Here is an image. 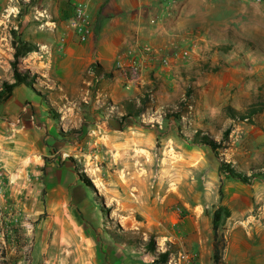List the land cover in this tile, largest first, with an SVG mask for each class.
I'll return each mask as SVG.
<instances>
[{"label": "rangeland", "instance_id": "374dc122", "mask_svg": "<svg viewBox=\"0 0 264 264\" xmlns=\"http://www.w3.org/2000/svg\"><path fill=\"white\" fill-rule=\"evenodd\" d=\"M66 2L0 0V93L15 82V53L35 48L15 61L31 84L0 103V264H153L113 232L124 242L152 235L171 251L167 264H212L214 213L224 264H264V112L253 124L224 115L264 84V0H166V76L149 69L157 57L142 45L136 57L94 59L83 80L59 89ZM92 66L111 77L101 81ZM150 90L146 113L122 120L119 100L138 103ZM198 136L217 148L195 145ZM222 162L253 177L231 180ZM60 178L66 204L81 210L77 228L45 209Z\"/></svg>", "mask_w": 264, "mask_h": 264}, {"label": "crops", "instance_id": "0c3cea01", "mask_svg": "<svg viewBox=\"0 0 264 264\" xmlns=\"http://www.w3.org/2000/svg\"><path fill=\"white\" fill-rule=\"evenodd\" d=\"M66 1L68 3L66 2L65 7H61L63 10L61 19L65 18L60 23L61 32L63 23L66 24L67 19L71 16L73 6L77 5L86 10L91 22L92 34L85 43H79L72 32L63 37L62 42L57 41L59 58L53 73H55L57 81L60 82L58 83L59 89H65L63 83L69 79L75 83L83 80L84 72L96 58L107 65L106 62L111 64L117 55H121L123 60L131 54L136 57L142 45L159 50L161 56L166 55V20L171 17L166 11V0ZM93 69L94 72L97 69L100 73L101 81L107 79L103 76L108 73L106 70L98 66ZM149 69L157 76H166V68L159 67L158 57L149 66ZM123 101L125 100H119V103ZM63 181L60 178L58 181L60 185L52 189L54 191L51 192V198L48 199L45 209L54 216L55 223L58 222L62 225L63 217L72 218L73 221H69L68 226L77 228L76 226L79 227L82 222L80 218L79 221L77 219L80 215L77 210L79 205L72 204L70 207L71 205L66 204L65 199L69 194V189L62 187ZM79 211H81L80 208ZM88 234L83 233L85 238L91 236L90 233ZM225 251L223 254L224 263L226 262Z\"/></svg>", "mask_w": 264, "mask_h": 264}, {"label": "trees", "instance_id": "16d2710c", "mask_svg": "<svg viewBox=\"0 0 264 264\" xmlns=\"http://www.w3.org/2000/svg\"><path fill=\"white\" fill-rule=\"evenodd\" d=\"M18 53L19 50L17 49ZM35 48L26 47L24 48L23 52L20 54L15 53V61L20 57H24L26 54H29L31 52H34ZM12 63V69H13V77L15 82L12 84L3 83V89L4 94L0 93V103H4L9 99L11 96V93L14 88L19 86L20 84L28 85L31 84V81L28 80V72L21 73L17 69V63ZM201 67H205L203 64L200 65ZM92 68H95V66H92ZM97 68V67H96ZM95 76L99 79L100 73L95 70ZM104 78L111 77L110 74H104ZM101 79V78H100ZM32 80V79H31ZM153 82H156L155 79L152 80ZM156 83L154 86V89L156 88ZM152 91L150 90L146 96L142 98V100H139L138 103L135 99H129L125 100L121 103L123 106V115L122 120L127 119H134L137 117L142 116L146 113L147 105L152 101L150 98V94ZM193 96L191 95V91L188 90L185 93V104L184 106L186 108L193 107ZM178 106L180 104L178 103ZM176 111V110H175ZM264 112V84L260 85V92L253 96L251 99L247 100L244 105H242L241 110L237 111L230 107H226L224 110V115L227 119L234 121V122H247L249 124H253L255 122V119L259 117ZM172 117H181V114L178 112H173ZM228 131L224 132V138H227ZM186 139V138H184ZM187 140V139H186ZM188 141V140H187ZM198 141L195 145H202L208 147L211 151H214L217 146L214 141H211L207 137H200L198 136ZM219 172L220 174L226 175L229 179L238 181L242 184H248L250 179L253 176H247L246 174L237 171L233 168L231 164H226L224 162L220 163L219 166ZM219 213H214L213 219H212V254H211V261L212 264H224L223 260V254L226 249L225 239L222 233L218 230V223H219ZM116 231L125 233L123 230L120 229V227L116 226ZM110 238L116 242L118 245H123L127 247L137 248L140 249L141 246L143 249H145L148 253H150L154 257L153 264H167L169 255L171 254L170 250L160 251L155 242V238L152 235H148V239L146 242H143L141 238H135L133 240H130L129 242H124V239L117 236L115 232L109 233Z\"/></svg>", "mask_w": 264, "mask_h": 264}, {"label": "built area", "instance_id": "2783aa9c", "mask_svg": "<svg viewBox=\"0 0 264 264\" xmlns=\"http://www.w3.org/2000/svg\"><path fill=\"white\" fill-rule=\"evenodd\" d=\"M67 23L69 29L77 36L79 43L87 42L92 34V28L90 27L86 11L82 6H78L73 10ZM143 51L144 56L150 59L161 58L162 64L166 65V57L161 56L159 50L156 51L150 46H144Z\"/></svg>", "mask_w": 264, "mask_h": 264}, {"label": "bare ground", "instance_id": "6f19581e", "mask_svg": "<svg viewBox=\"0 0 264 264\" xmlns=\"http://www.w3.org/2000/svg\"><path fill=\"white\" fill-rule=\"evenodd\" d=\"M96 188H98V190L102 191V187L100 185V183H98V181L95 183Z\"/></svg>", "mask_w": 264, "mask_h": 264}]
</instances>
